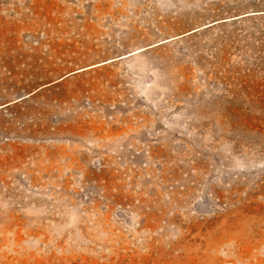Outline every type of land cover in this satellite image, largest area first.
<instances>
[{
    "label": "rangeland",
    "instance_id": "1",
    "mask_svg": "<svg viewBox=\"0 0 264 264\" xmlns=\"http://www.w3.org/2000/svg\"><path fill=\"white\" fill-rule=\"evenodd\" d=\"M0 264H264V0H0Z\"/></svg>",
    "mask_w": 264,
    "mask_h": 264
}]
</instances>
